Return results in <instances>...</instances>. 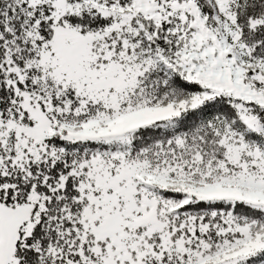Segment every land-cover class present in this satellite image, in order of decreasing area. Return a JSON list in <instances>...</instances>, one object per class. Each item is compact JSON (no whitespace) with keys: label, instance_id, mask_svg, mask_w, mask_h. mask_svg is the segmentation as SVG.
Here are the masks:
<instances>
[{"label":"snow or ice","instance_id":"snow-or-ice-1","mask_svg":"<svg viewBox=\"0 0 264 264\" xmlns=\"http://www.w3.org/2000/svg\"><path fill=\"white\" fill-rule=\"evenodd\" d=\"M0 264H264V0H0Z\"/></svg>","mask_w":264,"mask_h":264}]
</instances>
